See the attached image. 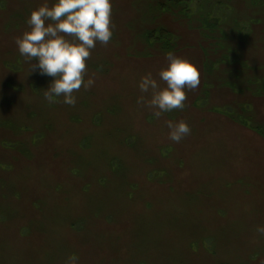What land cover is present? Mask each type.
Listing matches in <instances>:
<instances>
[{
  "label": "rangeland",
  "instance_id": "rangeland-1",
  "mask_svg": "<svg viewBox=\"0 0 264 264\" xmlns=\"http://www.w3.org/2000/svg\"><path fill=\"white\" fill-rule=\"evenodd\" d=\"M45 2L0 0V264H264V0H112L74 107L14 42ZM169 51L202 79L157 119L138 85Z\"/></svg>",
  "mask_w": 264,
  "mask_h": 264
},
{
  "label": "clouds",
  "instance_id": "clouds-1",
  "mask_svg": "<svg viewBox=\"0 0 264 264\" xmlns=\"http://www.w3.org/2000/svg\"><path fill=\"white\" fill-rule=\"evenodd\" d=\"M114 5L112 0H56L47 2L32 11L26 24L28 30L15 38L18 52L29 65L30 74L39 71L54 81L44 90V98L74 107L77 93L90 90L95 80L89 76L88 61L97 44L107 47L114 37ZM167 66L158 72L159 82L149 72L138 85L142 94L137 104L147 107L155 118L174 110L183 111L188 105V92L198 90L202 73L189 59L166 53ZM165 85L161 87V83ZM168 138L180 143L191 135V126L184 120L167 121ZM256 231L264 235V227ZM78 256L72 254L65 264H78Z\"/></svg>",
  "mask_w": 264,
  "mask_h": 264
},
{
  "label": "crops",
  "instance_id": "crops-1",
  "mask_svg": "<svg viewBox=\"0 0 264 264\" xmlns=\"http://www.w3.org/2000/svg\"><path fill=\"white\" fill-rule=\"evenodd\" d=\"M220 66V65H219ZM219 71H221V69H219Z\"/></svg>",
  "mask_w": 264,
  "mask_h": 264
}]
</instances>
